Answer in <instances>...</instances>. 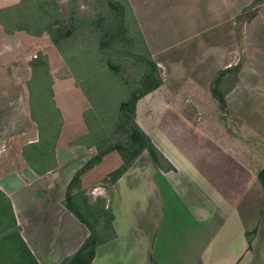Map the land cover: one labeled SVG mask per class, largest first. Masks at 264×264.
Segmentation results:
<instances>
[{
    "label": "rangeland",
    "instance_id": "1",
    "mask_svg": "<svg viewBox=\"0 0 264 264\" xmlns=\"http://www.w3.org/2000/svg\"><path fill=\"white\" fill-rule=\"evenodd\" d=\"M116 1L124 8V19L117 30V37L105 41L103 37L113 21L107 0H0V9L5 12L0 13V22L13 28L11 32H6L0 24L4 33L12 36L2 40V45H7L8 49L0 53V171L9 175L12 169H17L18 164L25 163L32 170L41 173L53 168L55 160L70 167L74 160L78 162L91 154L93 157L81 169L86 170L104 153L115 148L124 158L130 159L137 153L139 145L138 142L131 141V136H136L132 125L133 117L129 110H120V104L133 95L141 96L151 90L154 81L158 80L160 86L163 82L165 84L164 98L175 105L177 111L171 110L162 115L154 107L152 112H148L144 122L147 125L146 131L151 136L149 139L159 144L160 148L163 138L167 137L186 152L202 154V162H197L204 173L201 188L198 186V177H192V182L186 188L184 204L193 209V202L199 196L204 201L216 198L220 202L218 217L224 221L226 200L240 199L242 191L241 188H235L231 192L227 182L231 170L225 153L226 128L233 127L238 131L243 121L245 124H252L263 135L264 128L262 124L252 120L250 111L245 110L238 115L227 107L221 110L214 100L204 101L195 92L181 88L183 84L180 86L179 81L166 77L163 81L162 73L171 77L180 67L188 68L187 72L191 71L193 65L187 60L182 63V59L194 54L192 45H197L199 38L192 37L185 43L192 46L190 49L193 53L189 54L179 52L181 45L180 48L173 47L166 51L153 46L149 49L145 33L129 12V2ZM119 11L117 7V14ZM58 27L69 33L62 35L57 45L52 43L46 33L34 37L25 31H14L25 29L34 32ZM169 32L162 41L172 40L171 34L177 37L180 35ZM204 40L210 43L208 38ZM232 50L238 57L237 64L243 62L239 27L236 29ZM158 64L164 68L161 70ZM249 67H256V64L250 62ZM193 72L194 70L192 74ZM196 83L201 84V81ZM202 84L205 91L207 83ZM211 86L212 83L210 88ZM157 98L163 97L159 93ZM28 141L34 143L30 145ZM75 143L85 149L68 151ZM155 148L161 154L156 146ZM141 154L144 156L138 162L140 167H145L150 160L163 171L172 169L164 158L159 157L155 161L147 151ZM210 154L213 157L211 160ZM72 155L75 156L74 160ZM28 173L30 177L32 174ZM77 176L78 174L73 177L66 188L64 198L71 200V205L74 202L78 205L81 217L93 230L92 247L98 243L102 245L113 235V217L109 210H105V198L93 200L90 192L79 189ZM241 176L244 180L247 177L245 173L238 172L234 180ZM105 181L110 183L109 180ZM63 183L66 181L58 182L59 198L63 197ZM5 186L11 190L17 207L22 208L27 201L41 200L39 191L33 184L22 185L17 190ZM72 189L77 191L74 196L71 195ZM212 205L214 206V202ZM38 223L33 221L32 224H26L25 234L34 231ZM190 225L192 229V223ZM18 232L21 237L20 229ZM87 233L89 236L88 229ZM189 234L192 235L191 230ZM212 235L213 246H218L215 261L223 262V234ZM7 236L10 237L3 241L2 238ZM17 243L16 229L9 230L0 226V264H17L12 256ZM87 251L86 254L89 249ZM179 259L181 257L167 255L160 262L172 264V260ZM181 261L182 264H187L184 257Z\"/></svg>",
    "mask_w": 264,
    "mask_h": 264
},
{
    "label": "crops",
    "instance_id": "2",
    "mask_svg": "<svg viewBox=\"0 0 264 264\" xmlns=\"http://www.w3.org/2000/svg\"><path fill=\"white\" fill-rule=\"evenodd\" d=\"M127 1L137 26L145 33L149 49L153 46L166 51L181 45L179 52L189 54L193 53L190 49L193 46L194 54L182 59V63L187 60L193 65L191 71L180 67L173 72L176 77L165 73L162 77L163 81L165 77L179 81L180 86L183 84L181 88L195 92L207 102L214 100L210 85L217 73L238 63L232 45L239 27L243 62H240L236 86L225 97L226 107L236 114L250 111L252 120L264 128V2L249 10L254 0ZM169 31L180 35L171 34L172 40L162 41ZM9 37L12 38L1 28L0 53L8 49L7 45H2V40ZM192 37L199 38L197 45H185ZM206 38L210 43L203 41ZM168 60L172 62L171 58ZM250 62L256 67L250 68ZM158 68L162 70L164 66L158 64ZM228 78L231 80L232 76ZM203 82L207 83L205 91ZM164 88L163 82L157 90L141 97L135 106V123L150 139L144 122L146 114L154 107L162 115L171 110L177 111L176 106L164 98ZM159 93L163 98H157ZM251 125L243 121L238 131L233 127L226 128L225 153L231 170L227 182L231 192L235 188L242 191L240 199L226 200L224 221L218 217L220 202L216 198L204 201L199 196L193 202V209L185 207V192L192 177H198L201 188L204 173L198 163L202 162V154L186 152L170 138H163L160 148L151 140L171 165L169 171L157 168L150 160L145 167L138 166L144 156L141 154L119 178L107 183V177L123 164L117 151L112 150L106 152L97 164L81 172L79 189L90 192L93 200L105 198V210H109L113 217L112 238L95 249L91 264H164L160 259L167 255L184 257L187 264H264V175L261 174L264 171V135ZM77 148L84 147L75 143L68 151ZM211 155L210 160L213 159ZM92 157L90 154L76 162L72 155L74 162L70 167L55 160L53 168L41 173L25 163L18 164L9 175L0 171L4 175L0 176V191L10 200L21 237L38 264H60L77 253L88 237L87 227L67 209L64 197L73 177ZM28 171L32 174L31 179ZM238 172L245 173L246 179L241 176L234 180ZM61 177L66 183H63V197L59 198L58 182L62 183ZM31 184L39 191L41 200L27 201L22 208L17 207L11 190L5 185L17 190L22 185ZM76 192L72 189L71 195ZM71 207L80 215L75 202ZM33 221L39 222L38 227L25 234L26 224ZM219 233L224 237L225 260L217 263L215 255L218 246H213L212 234ZM181 259L172 260V264H182Z\"/></svg>",
    "mask_w": 264,
    "mask_h": 264
},
{
    "label": "trees",
    "instance_id": "3",
    "mask_svg": "<svg viewBox=\"0 0 264 264\" xmlns=\"http://www.w3.org/2000/svg\"><path fill=\"white\" fill-rule=\"evenodd\" d=\"M263 2H264V0H254L252 3V6L249 8V10L255 8V6H257ZM107 4H108L109 9L112 12L113 21H112L111 27L108 30V33L103 38L105 41H110V40H114L117 37V35H116L117 30L122 25V22L124 19V13H123L124 8L119 3H117L116 0H107ZM117 7L120 10L118 12V14H117ZM129 12H130V8H129ZM0 13H5V12H2V10L0 9ZM0 24H1V26H3V28L5 29L6 32H11L13 30V28H9L4 22H0ZM15 30L16 31H25L27 34L34 36V37H39L41 34L46 33L50 37V39L54 45H57V42L61 38L62 35H67L69 33V31H67L66 29H62L60 27H58L57 29H54V30L39 29L38 31H34V32L26 31L25 29H14V31ZM240 68H241V65L237 64V65L232 66L228 69L221 70L217 73V76L213 81V84H212V87L210 90L211 95H212L213 99L217 102V104L221 110H224L226 108V102H225L226 95L228 94V92H230L236 86V84L238 82L237 74H238ZM229 76H232L231 80L228 78ZM153 85L154 86L152 87L151 90L144 92L141 96L133 95V96H131V98H129L128 100H126L120 104V110H129L131 117H133L132 125H133V128L135 129L136 136L132 135L131 141L138 142L139 149H138L137 153L133 157H131L130 159L124 158L117 151L116 148L112 149V150H115L119 153L123 164L117 171L111 173L107 177L106 180H109L110 183L114 182L117 178H119L123 174V172L134 162V160L143 151H147L149 153V155L151 156V158L154 159L155 161H157L159 157L161 159L163 158V156L161 154H159V152L157 151V149L155 148V146L153 145V143L151 142L149 137L138 127V125L135 123V120H134V118H135V106L137 104V101L141 97L149 94L150 92H152L153 90L158 88L160 86V82L158 80H156V81H154ZM112 150H109V151H112ZM100 158H98L94 164H97L100 161ZM94 164H92V165H94ZM89 167L90 166H88L87 168H89ZM83 171L84 170H81L79 173H77L78 176ZM261 174L264 175V171ZM70 203H71V200L66 199L67 209H69L72 213H74L77 216V218L87 227V229L89 231V236L86 239V241L84 242V244L82 245V247L78 250L77 253H75L71 257L64 259L60 264H91L93 257H94V254H95V249L101 244L98 243L97 245H94L92 247V241L94 238L93 230L88 226V224H87L88 222L85 219H83L81 217V215H78V213L76 211L74 212V211H72V209H70V207L72 206ZM109 214H110V216H112L110 212H109ZM0 218H1L0 226H3L4 228L9 229V230L16 229V231H17L18 243H17V247L15 249L13 248L14 250L12 252V256L15 258V262L17 264H38L37 261L35 260L34 256L32 255V253L30 252V250L28 249V247L24 243V241L19 236V232H18L19 227L17 226L16 220L14 217L11 202L5 196V194L1 191H0ZM111 230H112V227H111ZM112 233H113V231H112ZM9 237L10 236L4 237V238H2V240L5 241ZM111 238H112V236H111ZM111 238H109V239H111ZM88 249H89V253L86 254V252H88L87 251Z\"/></svg>",
    "mask_w": 264,
    "mask_h": 264
}]
</instances>
